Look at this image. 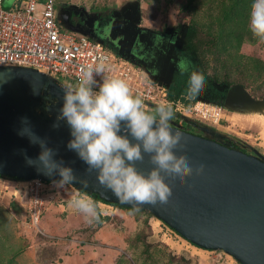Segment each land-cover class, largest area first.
I'll use <instances>...</instances> for the list:
<instances>
[{"label": "rangeland", "instance_id": "374dc122", "mask_svg": "<svg viewBox=\"0 0 264 264\" xmlns=\"http://www.w3.org/2000/svg\"><path fill=\"white\" fill-rule=\"evenodd\" d=\"M14 1L4 0V8H11ZM58 1L61 2L60 7L63 9L70 6L69 3L71 2L76 10L94 15L97 18L105 17L114 11H120L122 14L127 9H132L133 12L136 9L137 26L149 29L184 27L186 31L189 30V34V25L193 23L194 19L203 24L206 30L214 33L223 28L220 22L216 21V18L220 17V10L215 9L219 5V0ZM93 25H95V21L92 22ZM65 29L69 31V29ZM84 34L79 32L77 35ZM245 38L238 53L233 48H230L228 52H223L221 48H218L209 51L205 57L196 56L206 75L212 79L217 82L228 81L226 83H230L231 86L243 88L252 98L264 100V43L259 42L253 35H246ZM98 41L104 42V37L98 36ZM220 45L223 46V44ZM107 52L109 51L107 50ZM109 53L117 55L114 51ZM257 62L262 67L260 70L255 66ZM17 72V76L21 80L31 81L29 83L32 87L27 90V97L30 102L38 107L37 117L57 119L67 124L66 120L58 119L60 109L63 106V99L55 95L56 86L65 89L67 85L59 82L47 84L37 76L36 71L31 69H19ZM195 104L200 106L204 104L202 108L207 105L201 100L196 101L192 106ZM213 105H216L217 108L222 107L223 118L219 125L215 126L203 120H190L192 123L184 124V130L205 138L207 137L205 135H218L216 140L220 141L219 143L239 149H248L247 146H242V143H248L251 146L258 145L261 142L258 139L259 129H261L264 138V108L255 110L257 115L263 117V123L260 127L254 126L253 121L243 116L248 114L249 118L250 114L253 115L255 112L249 111L250 113H248L247 110L238 108L235 110L237 115L233 117L235 113L227 111L224 105ZM157 106V104H149L145 111H153ZM255 117L254 115L250 119L254 120ZM174 121L173 118L170 124ZM216 131L219 134H216ZM256 147L248 150L252 155L259 156V159L264 161V156L257 154L258 149ZM23 183L24 181L19 179L0 177V264H17L14 255L29 249L33 253L32 261L34 264H58L60 259L63 263V259L68 258L69 255L73 258L65 264H241L233 255L224 250H206L192 245L150 211L134 212L121 208L119 205H113L112 210L110 209L109 215H107L109 217L108 229L114 233L115 237L121 236L119 241L109 242L105 245L99 243L84 244L83 241H86L84 238L73 239L75 236L81 237L78 234L82 231L78 230L65 236H51L43 229V234H38L26 223L27 213L24 208L22 193L16 190V185L22 188ZM51 183L54 182L49 184ZM49 184L45 182V185L49 186ZM52 189L50 186L46 192L52 191ZM66 189L70 190L71 186L66 184L62 188L59 187L60 191ZM14 202L17 203L15 209L12 207ZM14 210L19 212L20 220L18 223L21 225L19 228L9 223L11 220L8 214ZM46 211L43 213L44 216Z\"/></svg>", "mask_w": 264, "mask_h": 264}, {"label": "water", "instance_id": "95a60500", "mask_svg": "<svg viewBox=\"0 0 264 264\" xmlns=\"http://www.w3.org/2000/svg\"><path fill=\"white\" fill-rule=\"evenodd\" d=\"M132 11L127 9L122 16H115L119 26L111 39L118 48V54L135 62L125 48L142 43L146 32L136 24V9L133 14ZM162 39L157 38V42ZM136 64L155 83L165 87L145 64ZM37 76L45 81L39 74ZM235 90L236 95L228 97L226 108L242 105L264 107V100L252 98L240 86ZM55 95L63 99L64 88L56 86ZM171 127L174 132L182 134L181 143L184 145V149L174 150L175 154L186 157L194 170L193 175L185 178L184 185L179 178H166L165 182L172 189L168 203L145 204L141 210L150 211L202 249L224 250L242 264H264V161L212 139ZM24 129L26 134L21 135ZM118 134H127L123 122ZM29 135H33V140L43 141L52 150V159L57 164L72 169L76 180L70 184L78 190L133 209V205L120 203L110 190L100 185L97 172H89L78 154L68 149L72 139L68 124L57 119L36 117L0 94V175L23 181L39 178L45 182H58L61 179L58 171L49 175L40 164L38 157L43 149ZM128 138L132 139L130 135ZM29 160L34 163L29 164ZM201 165H204V173L196 175L195 169ZM135 167L147 175L154 165L145 154L144 160L137 162Z\"/></svg>", "mask_w": 264, "mask_h": 264}, {"label": "clouds", "instance_id": "9594fccd", "mask_svg": "<svg viewBox=\"0 0 264 264\" xmlns=\"http://www.w3.org/2000/svg\"><path fill=\"white\" fill-rule=\"evenodd\" d=\"M249 29L259 42L264 43V0H253ZM190 66L191 61L187 58H180L177 62L181 75L188 73ZM105 71L103 62L95 67L82 68L78 84L65 87L58 119L66 120L71 129L72 139L67 147L78 154L89 172H97L99 184L110 190L120 203L133 205L134 212H139L145 204H167L172 189L165 179L179 178L184 185L185 178L191 177L194 171L186 157L177 156L174 151L184 149L182 134L174 132L170 124L175 107L172 103H162L153 111H145L143 98L133 95L125 80L105 76ZM95 76H100L102 83L97 84ZM94 87H98V91H94ZM204 87V74L191 71L186 99L195 100ZM191 107L189 105L185 111H191ZM122 122L126 135L118 134ZM24 134L25 129L21 132ZM29 136L43 149L38 160L47 174L58 171L61 179L56 182L57 186L62 188L73 183L76 177L72 169L57 164L52 159V150L43 141ZM145 154L154 165L147 175L135 167L137 162L144 160ZM28 163L34 162L29 160ZM203 173L204 165L195 169L196 175ZM70 206L90 223L99 220L97 204L87 195L73 196Z\"/></svg>", "mask_w": 264, "mask_h": 264}, {"label": "built area", "instance_id": "2783aa9c", "mask_svg": "<svg viewBox=\"0 0 264 264\" xmlns=\"http://www.w3.org/2000/svg\"><path fill=\"white\" fill-rule=\"evenodd\" d=\"M77 34L67 31L58 21L57 0H18L9 9H5L0 0V69L8 72L31 69L47 84L59 82L75 86L82 68L103 62L105 76L125 80L132 94L143 98L145 109L149 104L172 103L175 107L173 127L184 130V124L190 120L220 124L222 107L206 103L202 108L204 104H195L191 111H185V105L170 102L167 88L155 83L141 66L120 54L109 53L110 49L107 52L108 47L100 41ZM95 79L97 84L102 83L100 76ZM93 90L98 91V87ZM69 185L70 190L56 193L75 195L80 192ZM44 188L45 181L39 178L24 181L22 188L16 185V190L22 193L26 223L38 234H43L40 225L46 210Z\"/></svg>", "mask_w": 264, "mask_h": 264}, {"label": "flooded vegetation", "instance_id": "af4514ba", "mask_svg": "<svg viewBox=\"0 0 264 264\" xmlns=\"http://www.w3.org/2000/svg\"><path fill=\"white\" fill-rule=\"evenodd\" d=\"M60 4L61 2L57 0L58 21L64 28L75 33L83 32L92 39H94L93 37L98 39V36H102L104 37V42L101 43L118 54V48L112 44L111 37L119 26V22L116 21L113 16H116V18L122 16L120 11H114L108 13L105 17L97 18L94 15L76 10V7H74L71 2L69 3L70 6H67L65 9L61 8ZM133 13L132 11V14ZM93 21H95V25L92 26ZM140 28L143 32H146V36L142 43H135L132 44V46L128 45L125 49L129 52V56L133 61L145 64L152 73L158 77L160 83L165 85V87H169L167 89H179L183 92V95L186 96L190 72L197 71L204 74L205 87L195 100H201L209 104H222L225 106L228 97L236 95L234 86L226 82H217L206 75L197 56L186 49L185 39L189 30L186 31L184 27L176 29ZM159 37H163V39L157 42V38ZM180 58H187L191 61L190 71L183 75H181L177 68V62ZM191 123L192 122L189 121L186 124Z\"/></svg>", "mask_w": 264, "mask_h": 264}, {"label": "crops", "instance_id": "0c3cea01", "mask_svg": "<svg viewBox=\"0 0 264 264\" xmlns=\"http://www.w3.org/2000/svg\"><path fill=\"white\" fill-rule=\"evenodd\" d=\"M18 0H15L13 5L17 2ZM3 5H4V0H3ZM238 108L242 109V110H247L248 113H250L249 111L255 112V110L264 108V107H250L247 105H242V106H235V107H231V108H227V111H232L233 113V117L234 115L236 116V111ZM256 116L254 118V120L250 119L253 118V116ZM244 117L246 116V118L250 121H253L255 124L254 126H260L261 123H263V117L259 116L256 114V112L252 115L250 114L249 118H248V114L243 115ZM261 127V126H260ZM225 129V128H223ZM214 133V131H211ZM226 132V131H225ZM216 134H219L217 131L215 132ZM211 134V133H208ZM207 136L206 138L212 139L214 141L220 142L218 140H216L218 135H205ZM222 137H226L225 135H221ZM258 139L261 141L259 142L258 145H253L251 146L248 143H242V146H247L248 149H253L254 146H257L256 149H258L257 154L260 155L262 154L264 156V138L262 135V131L261 129H259V137ZM249 143H253V142H249ZM255 144V143H254ZM236 150L239 151H246V153L251 154V152L248 149H239L236 147H232ZM255 149V150H256ZM254 156V155H253ZM257 158H259V156H255ZM52 186V191H48L46 192V213L45 216L43 214V218H42V222H41V226L42 229L49 235L51 236H65L68 234H72L73 232H75L76 230L78 231H82L80 232L78 235H80L81 237L75 236L73 237L76 239H80V238H84L86 241H83L84 244H95V243H99V244H109V242H116L117 240L119 241L121 239V236H114L113 232H110L108 229V216L109 215V210L111 208H113V204H109L106 202H102V201H95L96 197L84 193V192H77V194L80 195H87L89 197L92 198L93 201L96 202L97 204V209L99 212V220L98 221H92L91 223L85 218V216L80 213L79 211H77L76 209H74L73 207L70 206V201L72 200L73 196L77 195H71V194H62V193H56L59 190V187L57 186V183H51L48 185H45L44 189H49V187ZM15 206H17V203H13V209H15ZM19 207V206H18ZM20 209V208H18ZM112 210V209H111ZM1 212V209H0ZM3 212V211H2ZM113 212V211H112ZM10 216V220L9 223H11V225H16V227L19 228V223L18 221L20 220L19 216V212H17V210H14V212L10 211V213L8 214ZM101 222V223H100ZM75 239V240H76ZM75 243V241H74ZM82 243V241H81ZM82 243V244H83ZM77 247V246H76ZM32 256L33 253L32 251L29 250H25L23 252L17 253V255H14V259L17 262V264H34V262L32 261ZM73 258V256L69 255L68 258H64L63 259V263L62 260L60 259V262L58 264H65L66 262H69L71 259ZM35 261V260H34Z\"/></svg>", "mask_w": 264, "mask_h": 264}, {"label": "trees", "instance_id": "16d2710c", "mask_svg": "<svg viewBox=\"0 0 264 264\" xmlns=\"http://www.w3.org/2000/svg\"><path fill=\"white\" fill-rule=\"evenodd\" d=\"M252 3L253 0H219V5H217L215 9L220 10V17H217L216 21H219L221 27L223 28H220L217 33H214L209 30H206L203 24H200L196 19H194L193 23L189 25L190 33L185 39L186 49L190 53L199 55L200 57H205L209 51H214L218 48H221L223 52H228L230 48H233L238 53L239 48L245 41L244 39H246L245 36H252V33L249 29V17ZM220 44H223V46H221ZM259 64L260 63L257 62L255 63V66H257L256 68L260 70L262 67ZM167 97L170 102L181 103L186 107H188L189 105L192 106L197 101L186 99V96L183 95V92L176 88L167 89ZM0 177L2 176L0 175ZM49 183L50 182H48V184ZM44 192H46V189H44ZM92 196L96 197V201H102L109 204L118 205L103 199L97 194H92ZM119 207L126 208L128 210H133L132 208H127L121 205H119ZM171 229L174 230L173 228Z\"/></svg>", "mask_w": 264, "mask_h": 264}, {"label": "bare ground", "instance_id": "6f19581e", "mask_svg": "<svg viewBox=\"0 0 264 264\" xmlns=\"http://www.w3.org/2000/svg\"><path fill=\"white\" fill-rule=\"evenodd\" d=\"M29 82L31 83L29 80H21L11 72L0 70V94L30 111L37 117L38 107L30 102L27 97V90L32 87Z\"/></svg>", "mask_w": 264, "mask_h": 264}]
</instances>
